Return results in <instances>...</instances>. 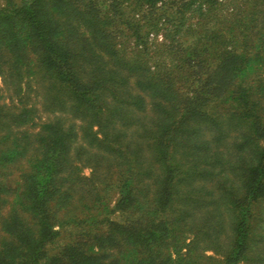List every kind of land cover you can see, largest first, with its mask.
Here are the masks:
<instances>
[{"label":"trees","instance_id":"trees-1","mask_svg":"<svg viewBox=\"0 0 264 264\" xmlns=\"http://www.w3.org/2000/svg\"><path fill=\"white\" fill-rule=\"evenodd\" d=\"M3 1L0 77L21 82L42 72L81 119L96 166L90 178L81 176L72 156L74 124L64 129L57 120L21 137L13 127L32 122L33 107L0 120V204L13 197L0 223V264H197L175 248L181 218L172 214L190 200L181 186L219 167L241 181L239 191L224 190L233 228L219 264H245L255 208L264 201V76H252L264 70V0H231L230 26L220 23L208 32L213 37L201 34L185 47L177 43L179 30L164 34L155 51L178 62L168 70L151 65L148 48L167 16L180 13L168 0L133 7L138 18L124 22L135 41L132 56L116 36L123 13L101 14L95 0ZM207 1L221 5L202 0V12ZM236 11L244 15L236 18ZM183 73L199 83L184 98L175 82ZM52 100L61 103L57 94ZM208 132L214 148L204 145ZM225 140L232 150L226 164L219 148ZM23 161L28 170L13 188L6 170ZM111 193L118 195L112 208ZM62 231L67 242L55 250Z\"/></svg>","mask_w":264,"mask_h":264},{"label":"rangeland","instance_id":"rangeland-1","mask_svg":"<svg viewBox=\"0 0 264 264\" xmlns=\"http://www.w3.org/2000/svg\"><path fill=\"white\" fill-rule=\"evenodd\" d=\"M80 1L88 3L91 0ZM95 1L101 14H106L112 11L117 14H119V12L123 13V18H120L117 23L116 36L122 45L127 48V53L132 56L131 53L134 51L135 41L130 35V32H128L127 25H124V22L126 20L130 22L133 19L138 18L133 12V7L140 6L143 1ZM187 1L188 0L185 2ZM219 1L221 2L220 6L208 1L207 3L209 5L207 6V3L205 2L207 9L202 12L199 8L202 0H190V4L187 3L185 8L182 6L184 2L183 0H168V3H172L173 11L175 12L176 9V12L178 10L180 13L173 16H167L166 25L162 26L158 33L154 35L151 34V38L148 41V48L152 57H155L150 61L151 65L159 64L161 68L168 70L178 64V62L175 63L174 61L169 60V58L162 60L165 58V56H162L163 48H161L160 51H155V49L160 48L164 34L169 35L175 30H179L180 33H178L177 43L182 44V46L185 47L201 34L204 36L205 34H208L210 36L209 38L213 37L212 34L208 32L214 31L213 29L220 23L222 27L228 28L231 24V20H229L230 18H228L227 14L231 11L230 7H232V1ZM3 5L4 1L0 0V7ZM113 5H115V7ZM136 11L139 12L140 15H143L142 9H136ZM236 12L238 13L236 18H241L242 15H244L241 12L239 13V11ZM149 18L151 20V14H148L146 20L143 22L149 21ZM178 25L180 26L179 28H177ZM121 28L124 29L122 30ZM192 32H194V34H192ZM166 39V43L172 40L170 37H167ZM142 58L145 59V57ZM155 59H158V61H155ZM261 74L264 76V70H257L252 76ZM196 78L197 77H194L192 74L190 75L187 73L179 74L175 77V82H177L176 88L179 90V94L183 95V98L191 90L199 86ZM17 82L13 81V78H10L8 75L0 77V120L2 122L11 121L9 116L19 112L22 107H33V121L26 123L21 127H13L12 131L14 134L21 137L23 133L29 136L35 135L45 123L55 122L57 120L61 121L64 129L68 128V125L74 124V129L77 130L76 133L78 134V138L73 144L72 156L75 164L81 169V176L90 178L93 169L96 166L94 158L92 157V153L95 152V149L88 146L86 143L87 141H84V131L81 129L83 123L80 118L75 117L70 113L68 109L70 103L66 96L56 93V90H53L50 87L49 81L44 79L43 73L39 71L35 72V74L31 71V75L25 76L21 82H18V84ZM56 94L59 95L60 104L57 103L58 101L54 102L52 100V97L56 96ZM93 129L97 130L96 127ZM209 134L210 133L208 132L207 137L203 138V141L207 142L204 145L209 148H214V146H217L216 142L211 141L212 138L208 136ZM228 140L220 142L221 144L219 147L222 150L225 164L230 158L227 157V155L232 151L229 146L230 142L227 143ZM81 147L86 150V153L76 151ZM208 154L210 156L209 152L205 153V155ZM220 169V167L214 170L212 169L211 171L214 175L195 181L191 187L185 185L181 186V196L184 198V196L189 195L190 200L183 201L181 205L176 204V209L172 216L181 218L179 224L180 227H178L179 230L175 234V240L178 244L175 248H180L182 250L181 254L187 255L185 257L186 263L191 261L192 263L197 264H219L223 260V256L230 249L233 228L231 215L233 210L228 203V199L224 195V190L240 189L241 181L239 180L238 175H236V172L226 170L218 173L217 171ZM26 170H28V164L26 161L19 163V165H16L15 167L7 168L6 178L9 180V183H11L13 188H17L21 184L22 181L20 176H22ZM111 195L110 206L112 208L118 199V195L114 193H111ZM7 202L8 203L6 204H0V223L7 217L11 205L9 203L13 202V197H7ZM255 210L256 221L254 222L251 250L248 255V261L245 264H264V201L259 203ZM112 217L115 220L121 219L119 214H114ZM3 235L0 224V238ZM66 242L67 237L62 231L57 239V244L52 248L57 250ZM170 249L172 250L171 252H174L172 246ZM185 255H183V257ZM176 256L177 255L173 253L174 259H177ZM209 257L212 259H208Z\"/></svg>","mask_w":264,"mask_h":264}]
</instances>
